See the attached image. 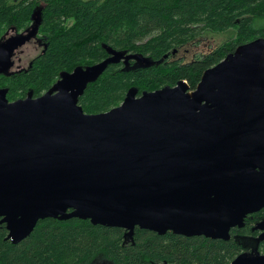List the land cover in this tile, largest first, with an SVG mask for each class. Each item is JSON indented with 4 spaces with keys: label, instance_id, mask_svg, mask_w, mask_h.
<instances>
[{
    "label": "water",
    "instance_id": "1",
    "mask_svg": "<svg viewBox=\"0 0 264 264\" xmlns=\"http://www.w3.org/2000/svg\"><path fill=\"white\" fill-rule=\"evenodd\" d=\"M10 52L1 46L0 75ZM121 59L63 73L37 98L9 102L0 89V225L11 244L44 219L228 241L264 209V39L205 70L194 91L132 88L119 106L84 113L87 85ZM254 229L264 242V220ZM230 264H264V253Z\"/></svg>",
    "mask_w": 264,
    "mask_h": 264
},
{
    "label": "trees",
    "instance_id": "2",
    "mask_svg": "<svg viewBox=\"0 0 264 264\" xmlns=\"http://www.w3.org/2000/svg\"><path fill=\"white\" fill-rule=\"evenodd\" d=\"M6 1L0 0V21L13 14ZM39 20L47 37L43 53L28 69L0 76L8 101L28 93L39 97L63 73L124 55L127 66L122 59L109 65L78 100L84 113L99 114L120 105L132 88L141 94L184 81L194 91L205 70L236 47L264 39V0H50ZM230 28L236 29L235 37L205 56L167 62L173 50L192 43L200 31ZM138 59L150 64L133 68ZM262 220L264 210L249 216L243 228L230 231L228 241L171 232L158 236L138 228L129 237L123 229L87 220L44 219L13 245L0 225V264H230L243 252L264 253L254 229Z\"/></svg>",
    "mask_w": 264,
    "mask_h": 264
},
{
    "label": "flooded vegetation",
    "instance_id": "3",
    "mask_svg": "<svg viewBox=\"0 0 264 264\" xmlns=\"http://www.w3.org/2000/svg\"><path fill=\"white\" fill-rule=\"evenodd\" d=\"M49 2L50 0H7L6 1L5 7L11 9V12L13 14L10 18L0 21V49L2 45H5L6 49L11 50V52L9 53L11 69L15 67L17 64L16 63L17 53L22 51L23 49H26L29 51L28 47L31 46V50L36 51L42 47V50L40 53H38L35 56H32L31 58L29 57L27 59V62L29 64L28 68L32 64V61L37 56L42 54L43 51L45 50V46L47 43V37L39 28L40 20L38 19L36 14L38 12L41 13L42 8H45L46 6H48ZM181 48L177 49L174 54H172L171 52L170 57L166 59L167 62L182 61L183 63H188V62L193 61L195 57L192 58L190 61H185L183 58L174 60V57L178 54ZM202 56H205V55H202ZM0 89H3V88H0ZM33 98H37V97H33ZM256 214H252L249 216H254ZM249 216H247L245 220ZM245 220H244V226H245ZM259 234L260 232L257 231V236Z\"/></svg>",
    "mask_w": 264,
    "mask_h": 264
},
{
    "label": "rangeland",
    "instance_id": "4",
    "mask_svg": "<svg viewBox=\"0 0 264 264\" xmlns=\"http://www.w3.org/2000/svg\"><path fill=\"white\" fill-rule=\"evenodd\" d=\"M236 29L230 28L223 32H210V31H200L199 35L196 36V39L182 47L178 54L174 57V60L183 58L185 61H190L194 57H200L206 55L217 47L223 45L224 43L232 40L235 37ZM29 51L23 49L17 53L16 56V66L13 67L8 74L17 73L19 71L25 70L28 68L27 59L32 56L37 55L41 52L42 47L36 51L31 50V46L28 47ZM146 64V63H141Z\"/></svg>",
    "mask_w": 264,
    "mask_h": 264
}]
</instances>
